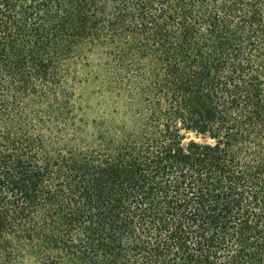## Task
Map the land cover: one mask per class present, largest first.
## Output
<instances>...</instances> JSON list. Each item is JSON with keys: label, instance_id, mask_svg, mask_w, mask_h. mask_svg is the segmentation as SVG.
Listing matches in <instances>:
<instances>
[{"label": "trees", "instance_id": "obj_1", "mask_svg": "<svg viewBox=\"0 0 264 264\" xmlns=\"http://www.w3.org/2000/svg\"><path fill=\"white\" fill-rule=\"evenodd\" d=\"M0 264H264V0H0Z\"/></svg>", "mask_w": 264, "mask_h": 264}, {"label": "rangeland", "instance_id": "obj_2", "mask_svg": "<svg viewBox=\"0 0 264 264\" xmlns=\"http://www.w3.org/2000/svg\"><path fill=\"white\" fill-rule=\"evenodd\" d=\"M76 66V79L73 81L68 78V82L65 86L73 87L76 98L79 96H85L90 91H94L97 94H100V87L98 86L99 81H106L105 75L103 74L102 78H98L96 76L100 69L98 62L94 60V58L88 59L86 61H77ZM92 104V103H90ZM85 104H82V108H84Z\"/></svg>", "mask_w": 264, "mask_h": 264}]
</instances>
